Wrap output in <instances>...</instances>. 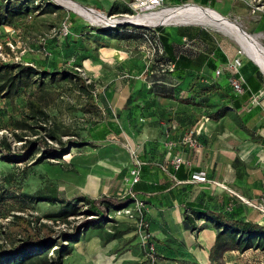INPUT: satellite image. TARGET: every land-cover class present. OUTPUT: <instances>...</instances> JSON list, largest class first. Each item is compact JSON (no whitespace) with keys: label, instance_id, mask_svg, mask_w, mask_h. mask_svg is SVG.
Segmentation results:
<instances>
[{"label":"rangeland","instance_id":"1","mask_svg":"<svg viewBox=\"0 0 264 264\" xmlns=\"http://www.w3.org/2000/svg\"><path fill=\"white\" fill-rule=\"evenodd\" d=\"M233 2L216 0L210 5L225 15L236 10L238 15L232 21L242 25L246 32L259 36L264 45V31L254 30L259 25L264 28V11L254 14L242 1V4ZM22 3L25 11L0 27V63L34 66L40 72L39 78L43 71L66 72L68 76L46 77L51 94L49 105L45 107L50 115L48 123L31 117L24 90L14 101L0 97V249L11 252L24 244L38 247L46 240L52 242L49 258L55 260L56 244H69V236L76 237L83 232L79 242L70 243L69 254L63 257L62 264H264V247H258L259 244L243 252L225 251L215 262L209 263L205 254L217 233L214 224L198 221L199 227L208 224L201 232L205 239H201L194 232L182 230L184 209L179 210L182 218H178L179 225H175L174 220H170L172 212L167 208L169 235L164 237L161 229L166 228L154 222L157 220L154 212L132 189L136 184L132 183L134 171L139 173V180L148 173L154 174L152 162L141 159L145 154L150 158L156 151L167 154L160 168L162 174L169 164L174 166L177 158L192 168L205 162L207 147L203 139L218 140L226 136L224 133L229 128L234 137L239 136L240 144H249L244 150L249 162L243 160L242 163L239 159L242 145L231 144L227 149L240 163L235 164L236 175L228 183L216 180L215 176L207 178L206 182H210L214 194L222 190L230 192L236 199V208H243L245 212L243 219L264 226V146L254 142L251 135L240 132L233 119L237 111L227 114L224 107L233 108V104L224 93L214 92L216 81L220 82L222 92L225 91L226 79L216 78L213 70L194 76L189 73L180 76L170 71L173 62L157 31L160 27L177 25H156L153 27H157V31L147 33L148 36L128 37L124 34H132L130 30L135 25L94 24L57 0H22ZM257 5L258 2L255 7ZM95 9L113 18L139 14L133 10V13L109 15L100 8ZM65 26L68 34H65ZM189 26L208 30L214 38L208 42L189 38L188 46L182 41L183 53L190 56L211 50L225 38V44L229 41L237 57L242 61L250 59L224 33L203 25ZM232 73L226 70V75ZM78 77L83 78L88 92L77 86ZM164 77L170 83L167 87L178 95L170 103H164L153 91L155 80ZM260 80L262 88L254 92L256 100L250 98L247 105L257 111L264 109L263 72ZM89 94L93 95V100ZM193 97L196 103L184 102ZM240 114L243 117L244 111ZM263 114L264 110L257 114L254 119L258 121L255 125L250 123L251 129L258 131ZM19 119H26L32 127L17 128L14 121ZM157 123L168 129L165 132L152 130V124ZM42 125L49 129L58 127L61 139L49 137V129H41ZM101 132L106 133L104 138ZM50 147L62 150V156L37 164L36 159ZM192 182L190 194L198 198L202 189L193 177ZM53 186L58 187L61 200L84 196L92 199L124 197L126 188L130 187L128 194L134 201L119 209L111 208L108 218L139 229L104 243L99 236L110 232L114 222L107 221L101 228L88 229L85 222L92 216L83 211L67 220L58 217L59 203H49L36 196L39 190ZM84 208L82 204L81 210ZM141 208L146 211L142 213ZM157 236L163 238L159 244Z\"/></svg>","mask_w":264,"mask_h":264},{"label":"trees","instance_id":"2","mask_svg":"<svg viewBox=\"0 0 264 264\" xmlns=\"http://www.w3.org/2000/svg\"><path fill=\"white\" fill-rule=\"evenodd\" d=\"M180 3H182V1ZM23 5L24 4L22 3V0H0V27L8 22H12L17 16H20L25 11L23 10ZM54 6L57 7L55 4ZM120 13H133V9L127 5L115 3L108 11L109 15ZM133 27L134 28L130 30L132 34L125 33L124 35H127L128 37H133L136 34L144 36L147 31L151 30L140 26ZM162 29L163 27H160V30ZM200 32L203 41L208 42L210 39H213V34L208 30L202 29ZM200 56L197 58L198 62H202L205 57L204 55L201 57ZM180 63L183 64L184 68H190L192 66V59L190 56H179V58L174 63L175 67L173 71L175 73H178L176 70ZM211 67L214 72V70L218 67V62L212 63ZM255 68L258 79H255L247 73L246 65H243L241 69V72H243L245 78H247L245 79L247 82V84L245 82L247 88L246 90H248L247 85H249L252 90L258 91L262 85L260 80V69L258 66H255ZM38 75H40V72L34 66L0 63V97H5L11 101H14V98L22 90H24L28 95L27 108L31 113V117H34L44 123H48L50 121V115L45 107L49 105L48 97H50L51 94L49 92V88L46 86V77H50L51 79H55L56 77L67 78L68 74L66 72L49 73L43 71L42 78H39ZM77 81V86H79L81 90L85 92L89 91L83 78L78 77ZM157 82L163 84L157 85ZM216 82L218 85L216 84L213 87L215 90L214 92L224 93L228 101L229 99L233 101L234 98L238 97L237 95L231 93L230 88H226L224 89L225 91L222 92L223 90L220 86V82ZM168 84L170 83L166 77L161 78V80L156 79L154 84L155 86H153V91L157 95L163 97H170L174 99L178 98V95L174 93L171 88L167 87ZM203 89H209V87L203 86ZM88 96L91 100H93L92 94H89ZM184 102L196 103V100L193 97L185 99ZM224 107L227 109V111L230 110L228 106ZM239 107H241L240 104H238L237 108ZM14 124L19 129H28L32 127V125L26 119L15 120ZM40 128L46 131L49 129L47 126L43 125L40 126ZM56 129H49L47 133L49 137L60 140L61 138L58 134V127ZM105 134V132H101V137L104 138ZM62 154V150L58 151L55 147L46 148L36 159V163L39 164L50 161L51 159H58L62 156ZM185 165L186 164L182 163L179 168H174L175 174H177V177L181 179L187 178V175L184 174ZM136 184H138V181ZM136 184L133 187L135 190ZM36 196L38 199L46 200L49 203H59L60 210L56 213V215L58 217L64 218L65 220L79 215L81 211L91 215L92 217L87 219L85 222V225L88 226V229L101 228L107 221L114 222V225L111 227V231L103 234L101 237L104 243L109 242L112 239L119 238L130 231L139 229L135 225L127 226L125 229H121L120 222L113 218H111V220L108 218L111 208L119 209L126 205L129 201H134V198L130 194H127V196L124 197L103 196L101 198L92 199L88 196H84L70 200H61L58 187L53 186L47 188V190H39ZM124 198H126V200H124ZM82 204L85 205L84 210H81ZM141 212H145L144 208H141ZM18 218L20 219L21 217ZM21 219L26 221L23 218ZM202 219L206 222L214 224L215 228H217L215 242L210 250V260L212 262H215L221 253L228 250H237L243 252L257 246V244H259L258 247H264V226L251 220L239 218L238 214L235 212H227L225 210L215 211L211 209L203 210L195 208H190L184 212L183 222L186 229L199 231L201 228L197 225V220ZM77 234L78 235L76 237H73V235L68 237L69 244L62 242L56 244L57 247L54 249L55 260L49 258V252L52 247L50 245H52V242L45 240L38 247L33 244H24L20 245L17 249H15V251L11 252L0 249V264H27L28 262L33 263L35 261L41 264H62L63 257L69 254L70 243L79 242L81 240V236H83V232L82 235L79 233Z\"/></svg>","mask_w":264,"mask_h":264},{"label":"crops","instance_id":"3","mask_svg":"<svg viewBox=\"0 0 264 264\" xmlns=\"http://www.w3.org/2000/svg\"><path fill=\"white\" fill-rule=\"evenodd\" d=\"M78 1L84 4L86 7L92 8L94 10H96L95 8H100L101 11H105L106 13L111 9V7L115 3H118L120 5H129L130 3V0H78ZM181 1L187 2V4L188 3L198 4L213 9L219 14L231 20H233L234 16L237 17L238 15L237 11L233 9L229 11V13L226 15L217 11L212 5H210V4H214L216 0H166V5L170 6L171 4H177L180 3ZM236 3L242 4L240 0H234L233 4ZM260 26L261 25H259L257 28H254V30L264 31V28L261 29ZM241 27L243 26L241 25ZM157 32L160 34V38L162 37L163 41L165 42L167 55L171 58V61L173 63H175V61L181 55L189 56L188 54L183 53L181 50L182 49L181 47H183L181 46V44L184 38H188V39L190 38L192 41L201 40L202 42H205L201 38L200 29L195 28L193 26H189L188 24L185 25L177 24V26H172V28L163 27L162 30L159 29ZM225 41H226L225 38H222L217 43V45L215 44V48H212L211 50L208 51L202 50L197 54L190 55V58L192 59V66L190 68H184L183 64L180 63L176 71L179 73L180 76L182 75L185 76L188 73L193 74L192 76H194V74L204 75L203 73H205L207 70H213L211 64L215 62H218V66L226 67L231 60H233L238 56V54L229 44V41H227V44H225L226 43ZM177 51H179V53H177ZM200 55L205 56L202 62L197 61V58ZM243 64L246 65L247 73L250 74L255 79H258L257 71L255 68V66L257 65L254 62H252L250 59L243 60ZM227 78L228 75L225 74V76L220 79H226L225 84H226V88L228 89L230 88V86L228 84ZM247 87L248 90L243 95H239L237 98H234L233 101L229 99V102L233 104V108H229L230 110L227 111V114H230V111L233 110L237 111L238 115L240 116L235 115L233 119L236 123L235 125L240 129V132H243L247 135H251L253 137L254 142H256L261 146H264V118L262 119L261 117L262 120L259 121L260 124H259V129H257L258 131H255L254 129L250 128V123L255 125L258 120L254 118L257 116L258 113H260L264 109L259 108V110L257 111L253 108L247 107V105L249 104L248 100L254 95L255 92V90H252V88H250L249 85H247ZM260 88H262V85ZM158 97L164 99L165 100L164 103H170L175 101L174 98H170V97H163V96H158ZM155 102H157V100H155ZM238 104H240L241 107L237 108ZM242 111H244V115H245V116L243 115V117L240 114ZM261 116H264V114ZM217 117L218 116H216V118ZM152 126L154 128L151 129L156 131H158L159 129V131L165 132L168 129L167 126L164 124L157 123V124H152ZM257 132H259V134ZM224 134L226 136L221 137L218 140H213V139L210 140L209 138L203 139L207 147L205 162L202 164H197L192 168H189L187 165H185L184 174L187 175V178L185 179L183 178L181 179L177 177V174H175L174 172L175 167L172 164H169L167 171L162 174L160 168L163 166L162 163H164V160L168 157L167 154H163V155L158 154V152L156 151L153 158H150L148 154H145V156L141 157L143 161L149 159V162L150 161L152 162L154 166L153 168L154 174L151 175L148 173V175H146L145 177L142 176L138 181V184H136L135 186L136 190L133 188V191L134 194H136L142 200H144V202L148 204L150 209H152L154 215L156 216L154 217L157 219L154 222L164 225L166 230L161 229L164 237H167L166 235H169V231L166 227L167 222L165 218V211L167 208H169L170 211L172 212L170 215L171 216L170 220H174L175 225L176 224L179 225V221L177 219L182 218L181 211L179 210L184 209L185 212V210H189L190 208L203 209V210L211 209L215 211H221V210H226V208L230 207L231 208L230 212L237 213L239 218L244 217L243 215H245V212L243 208L240 207L236 208L237 203L235 202L236 201L235 197H233L230 194V192L224 190L216 192L214 194L211 190V187H209L210 182H196V184L199 185L200 188L202 189V192L198 198L191 196L190 194L191 192L189 191L190 190L189 184L193 183L192 182L193 174L197 172H205L208 179H211L212 176H215L216 180H219L224 183H228L231 179H233L234 175H236L234 169L235 164L239 165L240 163L232 155V152H230L231 150L227 149V146L231 144H236V145L238 144V146L242 145L243 152L242 155H240L239 159L240 161H242V163L243 160L245 162H249L248 159H246L247 153L244 151L246 148H248L249 144L248 145L244 143L240 144V142H238L240 140L239 136L235 135L236 137L235 138L232 132L229 130V128H226V133ZM206 135L210 136L209 134ZM248 143L251 144L252 142L250 141ZM231 156L234 158H232ZM183 217H184V213H183ZM198 221L206 222L203 219L197 220V225H199ZM127 226H125L124 223H121L120 228L125 229ZM207 226L208 224H205V226L200 227L201 229H199V231H192L185 228L184 222L181 223V227L184 232L185 231L194 232L197 236H201V239H205L204 236L201 234V232L204 231ZM103 234L99 236L101 240ZM124 235H122L119 238H123ZM119 238H115V239L117 240ZM215 238L213 239V242L209 245L208 252L205 254L209 263H212V261L210 260V250L211 247L214 245ZM162 239L158 237L156 243L159 244L160 240Z\"/></svg>","mask_w":264,"mask_h":264},{"label":"bare ground","instance_id":"4","mask_svg":"<svg viewBox=\"0 0 264 264\" xmlns=\"http://www.w3.org/2000/svg\"><path fill=\"white\" fill-rule=\"evenodd\" d=\"M63 6L75 11L78 15L94 24L115 26L117 22L132 24L156 25H203L224 33L234 40L243 53L253 60L264 73V45L259 36L243 30L240 25L231 19L218 14L213 9L198 4L186 3L145 15H125L122 17H108L101 12L86 7L76 0H57ZM137 14V13H136Z\"/></svg>","mask_w":264,"mask_h":264},{"label":"built area","instance_id":"5","mask_svg":"<svg viewBox=\"0 0 264 264\" xmlns=\"http://www.w3.org/2000/svg\"><path fill=\"white\" fill-rule=\"evenodd\" d=\"M242 1L244 4H246L251 10L252 13H256L257 11H264V4H261V2L263 0H240ZM258 2L259 5H257V7H255V4ZM130 7L135 10L138 11L139 14L138 15H145L147 13H152V12H157L166 8H171V7H167L166 5V0H133L129 3ZM147 29H151L149 31H147L145 33V36H148L149 32H153V31H157V27H144ZM68 27L65 26V34H68L67 32ZM148 33V34H147ZM183 41L185 42V45L188 46L189 40L188 38H184ZM156 51V50H155ZM243 61L240 57L234 58L233 60H231L227 66H218L215 70H214V76L218 79L222 78L225 76L226 74V70H231L233 73L232 75H229L227 78L228 84L230 86V91L231 93L239 96V95H243L247 90L246 85H245V78L241 72V69L243 67ZM175 67V64L172 63V65L170 66V71H173ZM252 100H256V97L253 95L251 97ZM174 163V167L175 168H179V166L184 163L182 161V159L177 158L173 161ZM133 182L132 183H136L137 181H139V173L137 171H134L133 174ZM193 179H195L198 182H206L208 181L206 173L205 172H197L195 174H193ZM130 187L126 188V192L123 195H126L128 193H130ZM231 208H226L225 211L230 212Z\"/></svg>","mask_w":264,"mask_h":264},{"label":"water","instance_id":"6","mask_svg":"<svg viewBox=\"0 0 264 264\" xmlns=\"http://www.w3.org/2000/svg\"><path fill=\"white\" fill-rule=\"evenodd\" d=\"M201 6V5H200ZM215 11V10H214ZM216 12V11H215ZM218 13V12H217ZM219 14V13H218ZM116 26H119V25H125V24H130V25H135V26H140V27H148L146 25H138V24H132L130 22H117V23H114ZM253 61V60H252ZM254 62V61H253ZM255 63V62H254ZM256 64V63H255ZM257 65V64H256ZM258 66V65H257ZM258 68L260 69L261 72H263V70L258 66Z\"/></svg>","mask_w":264,"mask_h":264}]
</instances>
